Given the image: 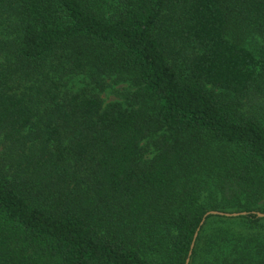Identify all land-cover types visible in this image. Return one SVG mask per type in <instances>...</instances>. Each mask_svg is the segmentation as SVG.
<instances>
[{
  "label": "trees",
  "instance_id": "trees-1",
  "mask_svg": "<svg viewBox=\"0 0 264 264\" xmlns=\"http://www.w3.org/2000/svg\"><path fill=\"white\" fill-rule=\"evenodd\" d=\"M261 200L264 0H0V264H264Z\"/></svg>",
  "mask_w": 264,
  "mask_h": 264
},
{
  "label": "rangeland",
  "instance_id": "rangeland-1",
  "mask_svg": "<svg viewBox=\"0 0 264 264\" xmlns=\"http://www.w3.org/2000/svg\"><path fill=\"white\" fill-rule=\"evenodd\" d=\"M253 46V44H251ZM250 46V47H252ZM79 83V82H78ZM111 87L108 88L106 91H104L101 94V98L103 99L105 105H109L110 103L113 102H121L122 104H124L125 106L129 105V101H127L126 99H119V97H117V95L114 93V90H123V89H130L132 92H135V90L137 89L135 86L131 85L130 82H123L119 85L114 84L112 81H109ZM219 92V91H218ZM157 137V136H156ZM148 143V140H146L143 144L146 145ZM216 149H218V152H221V150L223 149L224 151L228 148H224L223 146H218L215 147ZM154 155V149H149V152L147 153L146 158L149 159ZM259 206H264V200L259 201ZM210 212V211H209ZM218 212H223V211H218ZM224 213H242V212H234L233 210H231L230 212H224ZM214 217H220V216H214Z\"/></svg>",
  "mask_w": 264,
  "mask_h": 264
},
{
  "label": "water",
  "instance_id": "water-1",
  "mask_svg": "<svg viewBox=\"0 0 264 264\" xmlns=\"http://www.w3.org/2000/svg\"><path fill=\"white\" fill-rule=\"evenodd\" d=\"M247 215H248V213H245V212H242V213H224V212H218V211H210V212H207L206 215L204 216V219L201 223V226H203L204 223L206 222L207 218H209L211 216H220V217H225V218H239V217H245ZM257 215L259 218L264 219V214L257 213ZM200 230H201V227L198 229V231L195 234V237H194L193 243L191 245L189 256H188V259L186 261V264H190L191 257H192V254H193V251H194Z\"/></svg>",
  "mask_w": 264,
  "mask_h": 264
}]
</instances>
